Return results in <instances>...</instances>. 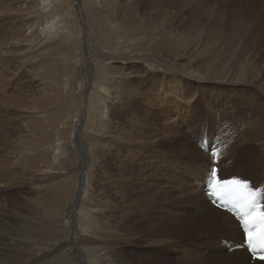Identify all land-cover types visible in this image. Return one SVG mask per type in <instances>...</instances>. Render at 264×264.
<instances>
[{
	"label": "rangeland",
	"instance_id": "rangeland-1",
	"mask_svg": "<svg viewBox=\"0 0 264 264\" xmlns=\"http://www.w3.org/2000/svg\"><path fill=\"white\" fill-rule=\"evenodd\" d=\"M178 1L0 0V168L3 178L14 180L0 190V222H9L12 231L28 226L37 232L46 223L40 217L16 227L9 214L28 200L40 209L45 193H75L84 165L76 209L88 216L82 228L90 247L105 255L104 264H171L199 247V236L178 239L184 213L179 206L198 205L204 194L207 152L199 144H211L215 136L227 140L230 147H223L238 159L247 153L228 118L220 123L231 132L215 130L216 111L239 106L242 99L234 98L240 91L228 94L207 82L213 71L224 77L231 64L222 29L236 24L235 30L262 32L264 40V0H182L180 9ZM162 8L168 16L156 20ZM195 13L211 23L217 19V30L195 20ZM131 16L139 18L138 31L124 25ZM170 39L183 46L175 61L181 71L172 70ZM202 51L208 52L195 56ZM181 57L189 63L182 65ZM197 68L208 72L202 83L194 73L192 87L181 85ZM231 161L223 160L221 177L250 167L230 172ZM157 228L164 236L155 237ZM22 230L15 240H24ZM51 231L66 235L67 229L54 224ZM12 239L1 235L3 253L22 254L25 243ZM27 243L33 248L36 242ZM166 243L175 244L173 250L161 246ZM62 252L60 262L51 255L34 264L80 262L76 250Z\"/></svg>",
	"mask_w": 264,
	"mask_h": 264
},
{
	"label": "bare ground",
	"instance_id": "bare-ground-1",
	"mask_svg": "<svg viewBox=\"0 0 264 264\" xmlns=\"http://www.w3.org/2000/svg\"><path fill=\"white\" fill-rule=\"evenodd\" d=\"M184 4L185 2L179 0L175 4V6L180 9ZM196 10L198 9L196 8ZM155 13L156 20H162L168 16L167 8H162ZM196 13L194 17L195 20L203 19L204 24L208 26L209 30H217V19L214 21V23H211V17H205L203 14H199V17ZM121 19H125V17ZM139 22V18H134L133 16H131L129 21L124 22V25L131 29L136 27L138 31L140 27ZM149 24H152V22ZM155 24L156 22L153 25ZM235 25L228 26L226 29H222V31H225L224 43L222 44V46L228 47L226 52H228L229 48L232 49V54L230 56L231 64L229 63L227 67V74L224 77H220L217 72L213 71L211 75L212 78H209L211 80L207 83H211L210 85H212L213 87L218 86L222 90V92H226L228 94L236 90L240 91L239 93L241 95L237 98H234L236 100L242 99V103L239 106H231V111L229 112L227 110H223L222 112H219L218 110L216 111L215 130H226L227 132H231V129L225 123H220L222 122V119L224 120L225 118H228L231 121L232 125L236 128V130L240 131V134H238L237 138L244 141V149H246L247 153L243 159H238L235 155V152L229 149L225 153L224 161L232 159L228 170L231 172L235 167L237 169V166L239 167L242 165H247L250 167L244 166L243 169L246 168L245 170H243L242 168L238 170L241 172L240 174L232 172L230 175L222 178L228 179L235 175L242 176L247 174L248 180L252 179L253 181H257L262 178L261 180L264 181V40H262L261 38L262 32L247 31V28L235 30V28H238V26L234 27ZM241 26L239 25V27ZM156 30L153 29V31ZM203 34L202 37H205V35L203 36ZM213 36L216 39L219 37L217 34H214ZM226 39H228V41L230 42L229 45L226 44ZM45 42L46 44L49 43L47 41ZM169 42L172 43V45L169 46L171 49L169 50L171 51L169 53H174L175 55L173 59L172 70L181 71V65L176 64L175 61L178 57L176 52L179 51L183 46L177 44L176 39H170ZM207 52L208 51L198 52L197 54H195V56H199L198 58H200L201 56H204V54H207ZM111 58L115 59V57ZM198 58L195 57L196 62H199V60H201ZM100 59L108 60L107 56H102L100 57ZM180 59L182 65L189 63V60L184 57H181ZM184 59H186L187 62ZM156 63L160 64L162 67L171 69L170 65L164 63L163 61H156ZM197 65H199V63ZM201 65L202 67H204L202 63L200 64V67ZM88 68L90 69L89 65ZM194 73L199 77V80L196 79L197 82L199 81V83H202V79L207 76L208 72L204 71L202 68H197L195 72L193 71V75L186 74V77L188 79L185 81L187 82L186 84L185 82H180V84L185 85L187 88L192 87L188 83L191 82V79H195ZM100 76V73L96 74L95 80H99L98 78ZM233 88H236V90H232ZM246 123L249 124L250 130L246 128ZM209 140H211L210 136ZM216 147L217 146H213L212 148ZM209 152L210 151L207 150V156L204 155L205 161L207 160V168L201 176V183L207 181V173L211 169L212 164L210 163L211 157L209 156ZM222 157V150L220 148L218 156L219 162L217 164L220 175L223 173L222 171L225 167ZM83 169L84 165H82V170L77 183L78 187L75 193H58L55 195L45 193L40 197V200L42 201V207L40 209L34 210L33 208H31L30 200H28L25 202L24 206L16 209L15 214H9L10 217L8 216V219H11L10 224L16 223V227L18 222L21 225L22 221L26 218H33L38 222L40 217L41 221H46V223H40L41 225H43L42 227L36 229L37 232L34 233L32 227L28 226H22L12 231V228L9 227V222H0V237L2 235L3 237L7 238L8 234L14 239L19 237L18 230L23 229L22 231L24 233L27 232V234H24L26 236L22 238L24 239L23 241L14 239L15 242L18 241V243H25L23 244V248L26 250L22 251V254L14 252L13 255L4 254L0 245V264H34V261L40 259L41 257L49 259L51 255V259L59 256L57 261L60 262V260L63 259L64 254L62 250H76L80 255V262L78 264H104L105 255H99L95 249L90 247L92 239L88 237L86 231L82 228V223L88 220V216L83 211L76 209V207L78 206L77 200L80 197L83 186ZM254 169H256L257 171L254 172ZM13 181L14 180L11 178V176L3 178L0 168V190L2 188H5L4 182L10 183ZM30 192L33 193L32 190ZM203 193L205 194L206 190ZM204 194L199 199L198 205L191 202L182 201V204L179 206L180 209H184V213L182 212V214L180 215L183 217V219H179L182 222V228L178 233V239L182 240L192 238L193 236H199V247L189 248L190 257H188L187 259L180 260L176 255V260H173L171 264H264V262L251 263L249 255L241 246L242 233L236 220L227 212H223L213 208V204L210 202L209 198L204 197ZM54 224L65 227L67 229L66 235H57L53 233L51 231V227L54 226ZM179 228L180 225L178 224L175 230L178 231ZM155 231V237L160 238L164 236V234L161 233L158 228ZM221 240H225V243L222 244ZM27 242L36 243L34 244L33 248H30L27 246ZM1 244L9 245V243L4 242H1ZM9 246L12 245L10 244ZM161 246L170 247L173 250L175 244L166 243ZM185 248L186 246L183 247V249ZM5 249L7 250V248ZM107 261H109V259H107Z\"/></svg>",
	"mask_w": 264,
	"mask_h": 264
},
{
	"label": "snow or ice",
	"instance_id": "snow-or-ice-1",
	"mask_svg": "<svg viewBox=\"0 0 264 264\" xmlns=\"http://www.w3.org/2000/svg\"><path fill=\"white\" fill-rule=\"evenodd\" d=\"M209 151L211 152V148ZM207 183L211 189V195L223 202L219 206L225 207L231 204L237 210L239 226L243 229L247 246L253 253L252 258L264 261V211L253 215L257 207L258 193L249 191L248 185L241 184L239 180H221L216 167L209 170ZM257 228L258 231H256Z\"/></svg>",
	"mask_w": 264,
	"mask_h": 264
}]
</instances>
